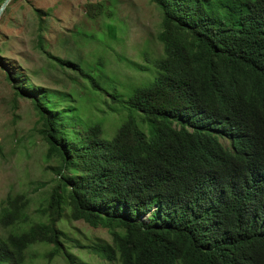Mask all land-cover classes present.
<instances>
[{
	"label": "trees",
	"instance_id": "trees-1",
	"mask_svg": "<svg viewBox=\"0 0 264 264\" xmlns=\"http://www.w3.org/2000/svg\"><path fill=\"white\" fill-rule=\"evenodd\" d=\"M151 1L163 50L137 67L151 76L123 93L48 52L49 12L35 9L52 66L109 93L124 114L109 132L84 122L68 94L20 79L16 93L34 103L56 177L39 212L27 192L0 201V264H28L36 246L50 245L67 264H88L65 248L64 217L108 228L111 242L91 248L114 264H264V0ZM113 14L86 5L88 18ZM104 27L117 38L113 23Z\"/></svg>",
	"mask_w": 264,
	"mask_h": 264
},
{
	"label": "rangeland",
	"instance_id": "rangeland-1",
	"mask_svg": "<svg viewBox=\"0 0 264 264\" xmlns=\"http://www.w3.org/2000/svg\"><path fill=\"white\" fill-rule=\"evenodd\" d=\"M215 1L220 4L223 0ZM98 2L113 9V18L86 16V5ZM37 8L49 12L43 16L46 50L82 63L91 74L99 72L107 78L103 79L105 85L111 80L121 93L129 84L139 85L142 79L151 76L149 69L137 67L147 68L148 60L155 59L163 50L157 39L162 29V13L151 0H11L8 3L0 19V201L10 191L27 192L32 198L31 213L46 205L56 173L50 168L54 161L46 159V142L37 131L34 103L16 93L20 79L28 77L37 87L68 94V103L79 108L78 116L84 122L100 120L109 132L124 114L114 109L116 105L109 93H95L80 75L76 79L69 76H74V71L67 69V74L52 66L53 60L38 45L37 34L41 31L40 19L34 12ZM105 20L116 26V39L104 35ZM100 61L99 70H95ZM58 225L66 233L65 248L79 261L114 264L91 248L102 241L111 242L108 228L68 217ZM53 248V245L36 246L33 249L36 255L28 259V264H67L64 255L52 253Z\"/></svg>",
	"mask_w": 264,
	"mask_h": 264
},
{
	"label": "water",
	"instance_id": "water-1",
	"mask_svg": "<svg viewBox=\"0 0 264 264\" xmlns=\"http://www.w3.org/2000/svg\"><path fill=\"white\" fill-rule=\"evenodd\" d=\"M11 0H5L2 5L0 6V19H1V16L6 8V6L8 5V3L10 2Z\"/></svg>",
	"mask_w": 264,
	"mask_h": 264
}]
</instances>
